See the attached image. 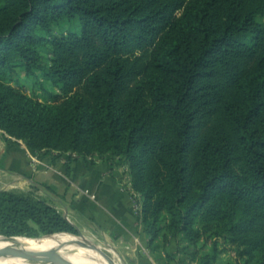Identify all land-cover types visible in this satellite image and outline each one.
<instances>
[{"label": "trees", "instance_id": "trees-1", "mask_svg": "<svg viewBox=\"0 0 264 264\" xmlns=\"http://www.w3.org/2000/svg\"><path fill=\"white\" fill-rule=\"evenodd\" d=\"M263 19L264 0H0V129L32 151L120 159L152 253L264 264ZM16 70L59 92L33 99ZM76 231L0 190V238Z\"/></svg>", "mask_w": 264, "mask_h": 264}, {"label": "crops", "instance_id": "crops-1", "mask_svg": "<svg viewBox=\"0 0 264 264\" xmlns=\"http://www.w3.org/2000/svg\"><path fill=\"white\" fill-rule=\"evenodd\" d=\"M11 177L7 184L10 189L3 190L51 187L78 230L101 238L112 249L131 251L129 258L138 264H186L174 242L168 246L170 260H166L162 250L151 252L140 222L139 200L122 186L107 161L95 157L84 161L70 158L67 153L57 156L55 152L32 151L22 140L0 129V178ZM210 245L205 243V250L200 252L209 253ZM157 254L164 258V263L155 258Z\"/></svg>", "mask_w": 264, "mask_h": 264}, {"label": "rangeland", "instance_id": "rangeland-1", "mask_svg": "<svg viewBox=\"0 0 264 264\" xmlns=\"http://www.w3.org/2000/svg\"><path fill=\"white\" fill-rule=\"evenodd\" d=\"M68 28H69L68 24H62L58 28H55V31L65 32L67 31ZM44 53L47 54V51L45 50ZM7 80L10 82L11 85L21 88L22 91L26 95L40 102H43V103H50L51 95L53 93L59 92V89L57 87L53 86L50 82L46 81L39 74L36 75L35 77H28L21 70H16L13 74H10L7 76ZM93 157H95L97 160L101 159L103 161H107L108 163H110V165L113 168L114 173H116V175L119 177V180L122 186L125 187L129 192L131 191L132 195H135L133 191L131 190L130 185L128 188L127 182L129 181V179L127 176L126 168L120 159H118L117 157L112 158L109 156H102V157L93 156ZM12 179H13L12 177L6 180L0 178V190L10 189L7 184H8V181H11ZM43 186L47 187V185H43ZM49 189H50L49 192H44L35 187H30L23 191L21 189H12L9 191L31 194L39 199H43L49 202L50 204L54 205L64 215V217L70 222L69 220L70 217L68 215L69 213L67 212L68 210H66L65 205L64 204L62 205V203L59 201L58 199L59 195L51 187H49ZM133 197L135 198V196ZM136 197L138 198L137 195ZM53 199H56V201H58L59 203L57 202L53 203L54 202ZM67 234L72 235V237L75 239V241L80 246L81 244L84 245V249L90 255L96 257L97 259L101 261H106V262L109 261V262H112L113 264H138L137 260L135 259L133 260L132 258H129V255H131L132 253L131 251L123 250V249H120V250L112 249L101 238H97L87 231H81V230H78L77 228L76 233H67ZM6 238H0V240L6 239ZM15 240L16 241H24V240L26 241V238H24V236H20V237H17ZM204 242L211 244L210 239L200 240L198 245L200 246V250L202 251L205 250ZM59 245L60 243H57V242L46 241L38 245L28 247L26 250H24L23 252L17 255L8 254L7 252H2L1 254L21 257L23 259L22 264H62L61 263L62 260L63 261L69 260V261L74 262L75 264H81V262H83L80 259L79 254L75 250H73L72 248L68 246L60 248ZM218 246L224 247V244L222 243V241L218 242ZM34 247L35 249H33L32 251H28ZM208 250L211 251V245L209 246ZM159 255L160 254H157L155 258L160 263L162 262L164 263L165 261L164 258H162ZM234 259H235L234 251L228 248V250H225L224 252L221 253V255L218 258L217 264H234ZM166 260L168 259L166 258ZM186 264H189V263L186 262Z\"/></svg>", "mask_w": 264, "mask_h": 264}, {"label": "bare ground", "instance_id": "bare-ground-1", "mask_svg": "<svg viewBox=\"0 0 264 264\" xmlns=\"http://www.w3.org/2000/svg\"><path fill=\"white\" fill-rule=\"evenodd\" d=\"M15 239L12 241L0 240V251H5L8 254L17 255L23 252L24 250H26L28 247L38 245L46 241H53V242H57L60 244L62 243L68 244L67 245L68 247L72 248L79 254L80 259L84 262V263L81 262V264H109L106 261H101L97 259L96 257L90 255L84 249V245L81 244L82 246L81 247L70 234L60 233V234H56L51 237L39 239V240L26 239V241L25 240L16 241ZM33 249H35V247L28 251H32ZM22 262H23V259L21 257H17V256L15 257V256H10L7 254L0 253V264H22ZM62 264H75V263L69 260H65L62 262Z\"/></svg>", "mask_w": 264, "mask_h": 264}, {"label": "water", "instance_id": "water-1", "mask_svg": "<svg viewBox=\"0 0 264 264\" xmlns=\"http://www.w3.org/2000/svg\"><path fill=\"white\" fill-rule=\"evenodd\" d=\"M53 235H56V234H50V235H42V236H39V237H24V238H26V239H34V240H39V239H44V238H48V237H51V236H53ZM17 237H20V236H12V237H7L6 239H3V241H12V240H14L15 238H17ZM68 244H66V243H62V244H60L59 245V247L60 248H62V247H65V246H67ZM87 246V245H86ZM88 247V246H87ZM2 252H5V251H0V253H2ZM102 255V254H101ZM103 256V255H102ZM106 259V258H105ZM107 260V259H106ZM108 261V260H107ZM63 262V260L61 261V263ZM108 263L109 264H113L112 262H109L108 261Z\"/></svg>", "mask_w": 264, "mask_h": 264}, {"label": "built area", "instance_id": "built-area-1", "mask_svg": "<svg viewBox=\"0 0 264 264\" xmlns=\"http://www.w3.org/2000/svg\"><path fill=\"white\" fill-rule=\"evenodd\" d=\"M71 156L75 157L76 155L73 153ZM127 183H128V188H129V185H130L129 181Z\"/></svg>", "mask_w": 264, "mask_h": 264}]
</instances>
